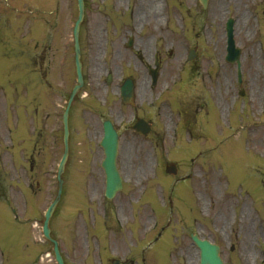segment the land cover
Returning a JSON list of instances; mask_svg holds the SVG:
<instances>
[{
    "label": "rangeland",
    "instance_id": "374dc122",
    "mask_svg": "<svg viewBox=\"0 0 264 264\" xmlns=\"http://www.w3.org/2000/svg\"><path fill=\"white\" fill-rule=\"evenodd\" d=\"M86 1V88L98 108L82 113V108L89 107L76 105L65 195L51 224L67 264H112L113 258L135 264H199L192 232L226 240V251L231 240L238 248L236 257H241L238 264L259 263L264 190L254 182L251 187L248 181L254 180L248 174L254 168H264V0H210L206 9L198 0ZM35 3H30L31 9L41 21L43 35L56 20L52 12L47 24L44 11L54 10L61 0ZM62 7L67 17L52 34L70 38L71 12L75 10L76 16L77 0H62ZM229 17L234 18V37L241 49V84L236 64L225 60ZM10 22L3 16L1 26L7 31L4 38L8 42L12 37ZM130 37L133 46L128 48ZM52 45L48 58L51 82L57 86L66 77L67 84L74 82L71 42L62 45L58 40ZM191 48L196 56L188 60ZM156 58L159 78L153 85L149 66H155ZM13 64L11 45H3L0 168L15 179L8 190L11 199L16 198L10 206L17 215L24 214V219L33 218L37 252L52 254L53 260L45 259L43 264H56L52 244L43 243L42 224L58 191L56 172L63 153L61 114L65 102L55 94V87L44 90L42 79L37 78L33 103L38 112L20 102L13 104L10 95L18 99ZM108 72L113 76L110 84ZM126 76L136 82L134 106L123 105L118 92ZM46 91L53 95L51 107ZM181 109L189 110L194 118L198 115V122L185 113L184 118L178 117ZM102 114L111 118L120 132L117 163L125 182L111 200L104 195L101 167ZM141 116L154 124L147 137L137 135L131 127L130 120ZM30 154H34L35 168L31 171L32 188L26 183ZM190 158H195L194 164ZM172 162L180 165L177 176L162 168ZM181 176H189L186 184L177 183ZM27 191L33 193L29 205ZM3 217L13 219L9 211H4ZM5 224L17 238L19 226Z\"/></svg>",
    "mask_w": 264,
    "mask_h": 264
},
{
    "label": "water",
    "instance_id": "95a60500",
    "mask_svg": "<svg viewBox=\"0 0 264 264\" xmlns=\"http://www.w3.org/2000/svg\"><path fill=\"white\" fill-rule=\"evenodd\" d=\"M204 6H207L208 0H200ZM79 3V9H80V15L79 19L76 23L75 27V35H76V51H77V58H76V63H77V73H78V81L79 85H77L72 93L71 99L73 98V95L79 88V86L82 84L83 79H82V72H81V62H80V54H79V45H78V28L79 24L83 19L84 15V0H78ZM232 24L233 20L230 19L228 22L227 30H228V36H229V41H228V57L227 59L229 61H235L239 60V55H240V50L235 48L234 40H233V29H232ZM154 79H156L154 77ZM134 92H133V84L131 80H127L124 85L122 86V96L124 98L125 102H130L132 101L131 99L133 98ZM64 124H65V152L63 155V158L60 162L59 166V177L62 171L64 170L65 162L68 156V126H67V114H65L64 117ZM135 128L144 134L148 132V126L143 122V120H140ZM101 145L104 149L105 152V159L103 161V167L105 169L106 175H107V181H108V186H107V196L112 197L115 192L121 188L122 182L121 178L118 175V172L116 170V155H117V150H118V138L116 135L115 130L113 129L112 125L107 122L105 124V134L104 138L101 141ZM169 171L173 172L175 171V168L171 167L168 169ZM57 203V200L49 207L47 213H46V220L44 223V232L47 237H49V227H48V222L49 218L52 215V212L55 208V205ZM195 241L197 242L198 246L200 247L202 251V261L205 264H223L221 259L218 256V248L214 245H211L207 241L200 240L196 236H194ZM55 244V254L56 258L59 262V264H64L63 259L60 255L59 248H58V242L54 241ZM114 264H121L119 261H115Z\"/></svg>",
    "mask_w": 264,
    "mask_h": 264
},
{
    "label": "flooded vegetation",
    "instance_id": "af4514ba",
    "mask_svg": "<svg viewBox=\"0 0 264 264\" xmlns=\"http://www.w3.org/2000/svg\"><path fill=\"white\" fill-rule=\"evenodd\" d=\"M30 1L33 0H12V14H11V28H12V37L14 45L20 49L23 53H26L28 57V63L30 68V73L35 75L37 72V67L40 69L41 74L45 78L47 86L50 88L51 81L50 77L52 75V62L50 59L49 53L51 52V32L47 35H42L41 32H36V28L41 26V21L36 20V13L31 9ZM3 8L4 0H0V26L3 23ZM51 12L47 16H44L46 23H51ZM61 15L57 16L56 23L60 22V19L65 15L62 7H58L54 12ZM28 29L27 32H23V29ZM21 33L20 38H17ZM37 34V36H36ZM36 38L38 40H36ZM61 42L67 44L69 38L62 37L60 38ZM39 45H42L38 48ZM67 86L60 90L61 96L65 98L66 93L68 92ZM83 92V89L79 95ZM89 95V93H87ZM78 96L76 97V99ZM3 174V170H2ZM0 255L3 257L6 256V253L3 250H0ZM8 255V253H7ZM23 264H27L28 260H22ZM0 264H5V262Z\"/></svg>",
    "mask_w": 264,
    "mask_h": 264
}]
</instances>
